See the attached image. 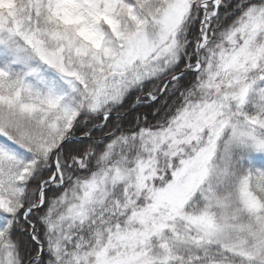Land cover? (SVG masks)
Segmentation results:
<instances>
[{
    "label": "snow or ice",
    "instance_id": "1",
    "mask_svg": "<svg viewBox=\"0 0 264 264\" xmlns=\"http://www.w3.org/2000/svg\"><path fill=\"white\" fill-rule=\"evenodd\" d=\"M0 264H264V0H0Z\"/></svg>",
    "mask_w": 264,
    "mask_h": 264
}]
</instances>
